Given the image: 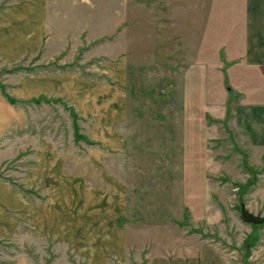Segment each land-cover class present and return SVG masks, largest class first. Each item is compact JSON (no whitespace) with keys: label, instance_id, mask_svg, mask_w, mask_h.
<instances>
[{"label":"rangeland","instance_id":"rangeland-1","mask_svg":"<svg viewBox=\"0 0 264 264\" xmlns=\"http://www.w3.org/2000/svg\"><path fill=\"white\" fill-rule=\"evenodd\" d=\"M263 44L264 0H0V264H264Z\"/></svg>","mask_w":264,"mask_h":264},{"label":"crops","instance_id":"crops-1","mask_svg":"<svg viewBox=\"0 0 264 264\" xmlns=\"http://www.w3.org/2000/svg\"><path fill=\"white\" fill-rule=\"evenodd\" d=\"M261 44L262 43L257 42L256 47L259 48V46ZM263 49H264V47H263ZM255 61H256L257 65H261V64L264 65V59L259 60V58H258ZM201 249H202V251L200 250L201 256L198 255V256L194 257L192 260H188L183 253V255L180 256V258L177 259L176 261L174 258H172V259H170V258L165 259L164 258V259H161L160 261L156 262V264H174V263H176V264H225L224 260L221 257H219L218 253L215 252L214 250H212V249L210 250V249H207L204 247H202ZM97 254H99V253H97ZM181 258L184 259L183 261H187V263H183V261H180Z\"/></svg>","mask_w":264,"mask_h":264},{"label":"water","instance_id":"water-1","mask_svg":"<svg viewBox=\"0 0 264 264\" xmlns=\"http://www.w3.org/2000/svg\"><path fill=\"white\" fill-rule=\"evenodd\" d=\"M242 220L244 223L260 225L264 223V217L254 216L250 213L242 212Z\"/></svg>","mask_w":264,"mask_h":264},{"label":"trees","instance_id":"trees-1","mask_svg":"<svg viewBox=\"0 0 264 264\" xmlns=\"http://www.w3.org/2000/svg\"><path fill=\"white\" fill-rule=\"evenodd\" d=\"M6 98V100L9 102V103H11V104H15V100L14 99H12V98H9V97H5ZM34 103H36L35 101H34Z\"/></svg>","mask_w":264,"mask_h":264}]
</instances>
